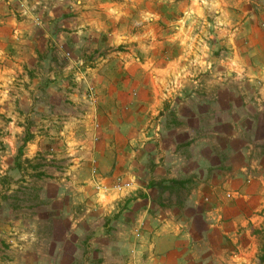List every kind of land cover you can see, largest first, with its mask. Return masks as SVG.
Listing matches in <instances>:
<instances>
[{"label": "crops", "instance_id": "crops-1", "mask_svg": "<svg viewBox=\"0 0 264 264\" xmlns=\"http://www.w3.org/2000/svg\"><path fill=\"white\" fill-rule=\"evenodd\" d=\"M211 1L183 4L173 34L155 0L142 14V0H28L19 18L0 0V205L29 186L3 176L54 179L50 249L27 242L14 251L30 262L13 264L250 261L264 220V0ZM24 210L6 226L14 249L44 231Z\"/></svg>", "mask_w": 264, "mask_h": 264}, {"label": "rangeland", "instance_id": "rangeland-1", "mask_svg": "<svg viewBox=\"0 0 264 264\" xmlns=\"http://www.w3.org/2000/svg\"><path fill=\"white\" fill-rule=\"evenodd\" d=\"M19 0H11L9 3H12L13 7V12L16 16H21L19 13L22 12V8L20 3L18 2ZM156 1V6L162 8V6L165 4V0H155ZM192 5L193 7H198L200 5L204 6L207 4H212L211 0H167L166 3V14L158 9V14L154 15V18L157 17V21L159 24L162 23L160 18H164L166 16L167 21H171L173 25L171 26L172 28V33H177L182 29L183 23L187 22V17L190 13L183 12L181 7L183 4L184 5ZM141 6V14L143 10L146 8V2L140 3ZM27 11H28V4L26 5ZM190 11V10H189ZM27 14V13H26ZM23 15L21 17L26 16ZM132 14H127V18H130ZM130 16V17H129ZM136 14L134 17L136 18ZM172 16V17H171ZM153 18V16H151ZM149 15L144 14V20H148ZM160 19V20H159ZM163 24V23H162ZM164 25V24H163ZM165 25L164 27H166ZM169 27V26H168ZM50 116V114H48ZM39 116V115H38ZM67 161V159H61V160H56L53 158H46V157H40L38 159V162L36 165L38 167H45V168H64V163ZM28 177V179L24 178ZM4 181H9L14 183L16 187H23L19 185L21 182H26L29 183L28 187H25L26 190H22L21 188H16L15 190H3L2 191V197L6 198L7 200H11V202L0 205V264H13L15 262H30V258L28 254H20L16 253L14 250H20L21 247H23L22 250L25 248V243L30 242L32 244V249L33 250H41L48 252L50 249L49 244L52 241L51 233H50V223L48 222V217L51 214V211L53 210V205L48 203V193L44 192L46 187H50L49 182L54 180L51 175H48L46 172H39V173H25V174H18L14 173L11 174L10 176H3ZM11 192V193H10ZM40 192H42L40 194ZM49 192L51 193V189H49ZM6 193V194H5ZM44 194V195H43ZM20 197L23 199L27 200L28 199V205L26 206H21V201ZM25 200H23L25 202ZM53 203V202H52ZM27 208V212L29 213H34L38 214L40 217V220L35 219L34 224L38 226L37 221H39V225L43 227L44 231H39L35 230L33 234H38L40 237L34 236L31 239H25L23 238L19 242H21L19 247L14 249V243L12 242L13 238H16L14 235V232L10 234L8 233L7 227L6 226H14L13 222L14 219L13 217L16 215H20V212L25 211L24 209ZM12 217V218H10ZM12 221V222H11ZM48 229V230H47ZM252 240L251 244L252 247H254V254L251 255L250 261L246 264H264L262 263V259L264 257V220L260 224V226H254L252 225L250 228ZM69 251V247H67ZM26 249V248H25ZM35 256V255H33ZM37 256V255H36ZM47 253H41L38 255V257H43V259L47 258ZM35 259V258H34Z\"/></svg>", "mask_w": 264, "mask_h": 264}, {"label": "built area", "instance_id": "built-area-1", "mask_svg": "<svg viewBox=\"0 0 264 264\" xmlns=\"http://www.w3.org/2000/svg\"><path fill=\"white\" fill-rule=\"evenodd\" d=\"M18 2L20 3L21 8H22V12L19 13V14L21 16H23V15H25L27 13V7H26V5L28 4V0H19ZM118 188H121V187H118Z\"/></svg>", "mask_w": 264, "mask_h": 264}, {"label": "trees", "instance_id": "trees-1", "mask_svg": "<svg viewBox=\"0 0 264 264\" xmlns=\"http://www.w3.org/2000/svg\"><path fill=\"white\" fill-rule=\"evenodd\" d=\"M262 263H264V257H263V259H262Z\"/></svg>", "mask_w": 264, "mask_h": 264}]
</instances>
